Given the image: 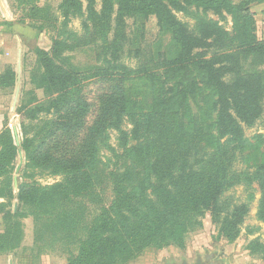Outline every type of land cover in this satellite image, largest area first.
Instances as JSON below:
<instances>
[{"label": "trees", "instance_id": "1", "mask_svg": "<svg viewBox=\"0 0 264 264\" xmlns=\"http://www.w3.org/2000/svg\"><path fill=\"white\" fill-rule=\"evenodd\" d=\"M14 1L30 13L32 22L42 28L50 23L45 10L35 5L36 0ZM100 1V11H96V0H86L85 8L79 0H62L58 11L63 28L71 17L86 12L90 37L100 49L98 56L104 67L78 73L59 63L63 54L76 46L68 43L74 34H57L50 51L35 52L37 75L32 82L48 99L18 109L22 129L18 146L9 128L0 132V199L6 201L0 203V255L21 248V220L28 216L35 222L52 219L55 231H60L63 239L70 238L68 229L75 221L68 208L94 187L101 143L113 153L115 165L128 162L124 169L109 174L111 203L93 216L83 236L72 237L73 243L65 244V251L74 248L68 249L66 264H131L150 249L182 248L185 235L200 227L207 213L219 235L232 242L248 208L240 204L223 214L219 199L246 176L260 183L257 219L264 223V161L253 174L230 170L235 153L249 146L243 126L251 127L264 112V39L256 37L251 9L252 4H264V0ZM190 9L202 12L194 17L193 29L175 16V12ZM209 11L219 17L231 16L232 33L206 19ZM139 15L154 16L157 25L171 34L178 47L174 59H159L135 69L120 62L124 20ZM113 22L114 33L109 38ZM60 35L67 38L60 39ZM242 56L252 57L263 71L240 75ZM93 79L119 86L145 80L152 92L150 98L131 100L117 86L116 91L101 97L96 120L85 128L89 105L82 93ZM15 82L13 68L6 67L0 74V88L12 91ZM197 85L206 87L213 99L207 110L211 120L206 125L192 115L187 103ZM50 115L53 117L48 118ZM124 121L129 130L121 128ZM30 124H34L29 129L33 133L27 130ZM111 130L118 133V150L107 143ZM72 134H81V138L74 147L61 149L62 140ZM19 151L26 162L20 168L23 178L32 181L20 186L15 195L11 175ZM30 170L62 179L42 186L29 175ZM15 199L18 209L13 213L8 207ZM247 250L264 261L263 243L254 240Z\"/></svg>", "mask_w": 264, "mask_h": 264}, {"label": "rangeland", "instance_id": "2", "mask_svg": "<svg viewBox=\"0 0 264 264\" xmlns=\"http://www.w3.org/2000/svg\"><path fill=\"white\" fill-rule=\"evenodd\" d=\"M2 1L8 4L9 11L13 14L14 21L11 24L9 23V25L11 27L20 26L22 30L20 32L19 45H17L13 35L8 42V46L10 45L9 49L15 50L10 67L13 68L16 74V82L12 91L7 88H0V132L4 127H7L13 135V130L15 129L18 139L21 141L22 129L18 109L22 106H34L37 102L48 99L43 90L36 88V83L32 82V79L37 75L36 50L50 51L57 34L65 31L66 34H74V39L69 40L68 43L76 47L71 51L65 52L59 59V63L78 73L92 72L104 67V65L98 56L100 49L90 37L92 30L89 22L86 21V12L81 16L71 17L66 28H63L61 26L62 18L58 11L62 0H36L35 5L45 10L50 21L42 28L40 23L32 22L29 19L30 13L25 8L18 7L14 0ZM79 1L83 3V8H85L86 0ZM231 1L239 3L242 0ZM100 8L101 1L96 0L95 10L100 11ZM251 9L255 13L256 37L263 40L264 4H252ZM196 15L202 16L201 10L198 13H195V9H190L187 13L175 12L177 19L190 29L194 27V17ZM204 17L217 22L229 34L232 33L233 23L231 16L224 14L223 17H219L209 11ZM114 28L115 22L111 24L109 38L112 37ZM61 38L66 39L67 35H60ZM122 45L120 62L130 69H135L140 65L151 66L153 62L163 58L171 60L178 54V47L173 42L171 34L157 25L154 16L144 17L139 15L126 18L124 20ZM262 71L263 67L257 61H254L252 57L242 56L240 75L248 76ZM195 77H197L196 73L193 74V78ZM117 86L119 85L115 82H104L96 79L85 84L82 98L89 105V112L85 118V128L90 127L96 120L101 97L112 90L116 91ZM119 87L125 92L126 98L131 100L140 101L150 98L152 92L149 83L145 80L127 82ZM212 102L211 93L202 85H197L195 94L190 96L187 101L192 115L195 118L203 119L205 125L211 120V117H207V110ZM47 117L52 118L53 115ZM33 127L34 124H30L27 130L29 131ZM121 128L129 130L130 126L124 121ZM242 130L249 146L244 152L235 153V159L230 170L233 173L253 174L264 161V112L251 127L243 126ZM78 138H81V134H72L68 138L63 139L59 147L61 149H66L68 145L74 147L79 141ZM117 138L118 133L116 131L111 130L108 132L107 143L114 150H118ZM102 145V143L98 145L99 163L94 172L96 175L94 187L84 197L75 200L68 208L75 221V225L73 223V227L68 229L70 238L63 239L59 235L60 231H55V227L51 226V223H53L52 219L43 218L41 222H35L33 217L28 216L21 220L24 234L22 247L13 256L0 257V264H8L9 260L12 261V264H66L69 256L67 251L74 248L69 247L65 251V244H72V237L83 236L84 230L93 216L102 207H107L111 203L113 195L109 174L114 169H124L125 163L128 162L121 161L115 165L113 153ZM25 163L23 158L21 168ZM18 165L19 156L15 160V170L11 175L12 180H14V177L17 179L16 187L13 182L15 195L20 186L32 181L31 179L23 178V173L20 169L16 173ZM28 173L33 175L34 181L42 186L52 185L62 179L61 176L49 175L47 172L39 170H30ZM261 193L260 183L257 180H250L246 176L242 177L239 183L231 186L221 195L219 204L223 214L240 204H246L248 208L243 223L240 225V233L234 241L228 242L219 235L216 226L212 223L211 215L207 213L201 219V226L185 235L182 248L170 245L159 250L150 249L131 264H195L197 261L202 264H264L263 260L247 250L248 244L254 240L264 244V223L257 219L258 202ZM5 202L4 199H0V203ZM8 208L13 213L17 211V200H13ZM2 223V216L0 215V231L2 230Z\"/></svg>", "mask_w": 264, "mask_h": 264}, {"label": "crops", "instance_id": "3", "mask_svg": "<svg viewBox=\"0 0 264 264\" xmlns=\"http://www.w3.org/2000/svg\"><path fill=\"white\" fill-rule=\"evenodd\" d=\"M4 4L5 3H3L2 0H0V73L4 71L6 67L12 65L11 59L15 50L9 49L10 48V45L8 46V42L10 40L9 38L13 35V38L16 40L17 45H19L20 32L22 30V27L20 26L11 27V25H9V23L11 24L14 21L13 14L11 13V11H9L8 4L7 3L5 5ZM17 47L19 48V46ZM2 232H3V226H2V230L0 231V234ZM15 254L16 252L8 255L3 254L0 255V257H9ZM10 263L12 264L11 260L8 261V264Z\"/></svg>", "mask_w": 264, "mask_h": 264}, {"label": "water", "instance_id": "4", "mask_svg": "<svg viewBox=\"0 0 264 264\" xmlns=\"http://www.w3.org/2000/svg\"><path fill=\"white\" fill-rule=\"evenodd\" d=\"M16 97H17V95L15 96L14 104L16 102ZM13 135H14V138H15V143L18 146L19 145V139H18V136H17V131L15 129L13 130ZM18 155H19V165H18V168L16 170V173L19 171V169L21 168L22 163H23V156H22L21 151H19V154ZM13 182H14V186L16 187L17 186V179H16V177H14ZM195 264H202V263H200V261H197Z\"/></svg>", "mask_w": 264, "mask_h": 264}]
</instances>
